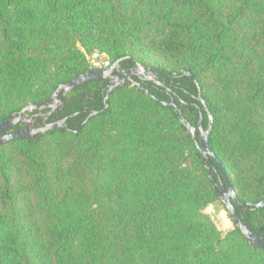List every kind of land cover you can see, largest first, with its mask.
<instances>
[{"label": "trees", "instance_id": "trees-1", "mask_svg": "<svg viewBox=\"0 0 264 264\" xmlns=\"http://www.w3.org/2000/svg\"><path fill=\"white\" fill-rule=\"evenodd\" d=\"M94 52L164 87L92 80L60 93L61 127L0 145V264H264L205 213L225 181L199 148L211 113L236 211L264 237V0H0V125L52 104Z\"/></svg>", "mask_w": 264, "mask_h": 264}, {"label": "water", "instance_id": "water-1", "mask_svg": "<svg viewBox=\"0 0 264 264\" xmlns=\"http://www.w3.org/2000/svg\"><path fill=\"white\" fill-rule=\"evenodd\" d=\"M119 67H120L119 62H116L107 70H89L85 74H83V75L77 77L76 79L70 81L67 85L60 86L58 88V90L53 95V103L52 104H50L48 106H44V107H36L34 105H31V106L25 108L24 110H22V112H20L18 116L9 117L0 125V145H2L5 142H8V141H11L14 139H18V138H33L35 135L44 134L45 132L51 130L54 126L61 127V123H59V122L52 123V124L46 123V125L41 129L31 130L29 128H25V129H22V130L15 132V133L5 135L6 132L13 129L18 124H28V123L32 122V119H30V120L24 119L23 116L26 113L33 112L35 110L42 111L46 108H49L50 112L48 113V116L54 114V112L56 111L58 106L63 103L62 96H60L61 92H64L63 95H66L67 93L75 90L79 86L84 85L87 82H90L92 80H97V79H109V80H111L112 85L109 87L108 94L112 90H114L116 87H118L120 84H123L126 81H132V76H138L143 81L153 82L156 85L164 87L163 83H160L158 80H156V73L155 72L147 70L142 66H139L136 69V71H133V72H128V73H124V74H117L116 72H117V69ZM188 77L196 82L192 73L189 72ZM135 85L140 87V84H138V83H135ZM202 103L205 105L204 101H202ZM164 105H169V106L173 107V109L179 115L180 121L184 125H186V127L188 128V130L191 133V135L193 136V138L196 139V129L194 127H192L187 122V120L179 114L178 107L176 105H174L173 103H171V104L164 103ZM205 110L207 112H209L206 105H205ZM209 118H210L209 130L205 132V131H203L202 128H200V130H201V142H200L199 148H201L202 155L205 159L213 160L214 163L217 164V166L219 167L221 174H222V176H220V179L224 178L225 185L222 187L223 192L219 194L220 200L224 204L229 216L232 218V220L235 224V227L241 231L242 235L248 240V242L252 245H255L258 248L264 249V237H260L259 235L253 233L249 228H247L243 224L242 220L240 219V217L236 211L234 203L237 204L239 207L242 206V204L239 202V200L236 196V192H235V190H234V188H233V186H232V184H231V182L227 176V173H226L224 167L222 166L220 160L215 156L213 150L211 149V147L209 145L208 136H209V133H210L212 126H213V116L211 113H209ZM208 172L211 173V170L208 169ZM261 207H264V201L256 205V208H261Z\"/></svg>", "mask_w": 264, "mask_h": 264}, {"label": "rangeland", "instance_id": "rangeland-1", "mask_svg": "<svg viewBox=\"0 0 264 264\" xmlns=\"http://www.w3.org/2000/svg\"><path fill=\"white\" fill-rule=\"evenodd\" d=\"M99 54H101V53H99ZM89 55H91V54H88L87 56H89ZM101 55L103 57L108 58L107 56H105L103 54H101ZM118 69H117V71H118ZM23 117H24L25 120L32 119V121H33V119H34L28 113H26ZM205 213L217 225V227L219 228V230L221 231V233H222L223 236L226 235L227 233L233 231L235 229V224H234L232 218L229 216L227 210L225 209L224 204L221 201H219L218 203H215L213 205H210L205 210Z\"/></svg>", "mask_w": 264, "mask_h": 264}, {"label": "built area", "instance_id": "built-area-1", "mask_svg": "<svg viewBox=\"0 0 264 264\" xmlns=\"http://www.w3.org/2000/svg\"><path fill=\"white\" fill-rule=\"evenodd\" d=\"M87 61L90 65V69L92 70H107L112 66V62L98 52H94L93 54L87 56Z\"/></svg>", "mask_w": 264, "mask_h": 264}, {"label": "flooded vegetation", "instance_id": "flooded-vegetation-1", "mask_svg": "<svg viewBox=\"0 0 264 264\" xmlns=\"http://www.w3.org/2000/svg\"><path fill=\"white\" fill-rule=\"evenodd\" d=\"M137 77H138V76H137ZM39 116L42 117L41 120H42L43 122L37 124L36 120H37V118H38ZM47 117H48V114H38V115H33L32 118H34L35 120L33 119V121H32L31 123H28V124H22V125H24V128H23V129H25V128H29V129H31V130L41 129V128H43V127L46 125ZM9 131H10V130H9ZM35 136H36V135H35Z\"/></svg>", "mask_w": 264, "mask_h": 264}]
</instances>
